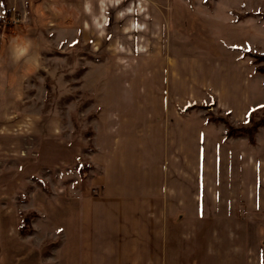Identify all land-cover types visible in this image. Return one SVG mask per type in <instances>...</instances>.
Instances as JSON below:
<instances>
[{"label":"rangeland","instance_id":"rangeland-1","mask_svg":"<svg viewBox=\"0 0 264 264\" xmlns=\"http://www.w3.org/2000/svg\"><path fill=\"white\" fill-rule=\"evenodd\" d=\"M262 15L264 0H0V264H83L79 207L103 172L91 162L154 161L148 116L166 79L163 95L214 126L205 136L221 147L227 186L241 184L224 224L253 215L264 128L251 144L226 137L218 119L246 129L248 111L264 106V75L242 54L264 53Z\"/></svg>","mask_w":264,"mask_h":264},{"label":"crops","instance_id":"crops-1","mask_svg":"<svg viewBox=\"0 0 264 264\" xmlns=\"http://www.w3.org/2000/svg\"><path fill=\"white\" fill-rule=\"evenodd\" d=\"M157 69L165 73L164 67ZM166 80L153 93L154 113L148 116L154 146L147 149L156 153L154 161L134 155L127 160L122 154L118 168L91 162L103 172L96 195L79 207L84 212L83 264H264V193L257 179L246 195L253 215L242 222V215L234 213L233 225H225L221 215L231 202L228 191L237 189L241 196V184L234 176L238 187L227 186L221 147L205 136L214 126L186 111L187 105L180 111L176 97L163 95ZM131 135H137L135 129ZM211 151L216 171L210 191ZM111 172L113 184L108 183ZM212 227L224 234L211 235Z\"/></svg>","mask_w":264,"mask_h":264},{"label":"trees","instance_id":"trees-1","mask_svg":"<svg viewBox=\"0 0 264 264\" xmlns=\"http://www.w3.org/2000/svg\"><path fill=\"white\" fill-rule=\"evenodd\" d=\"M264 19V15H262ZM243 56L251 59L252 64L255 66L254 72L264 75V53H256L250 51H243ZM264 110V106L250 109L246 114V121L249 125L246 129H234L231 126L227 125L223 119H218V121L223 122L226 126V137H247L251 144H254V136L260 128H264V116L257 119V113ZM80 174L84 176L83 169L80 168ZM25 223H29L28 219L24 220ZM21 234L26 236L28 233L25 232L24 229H21Z\"/></svg>","mask_w":264,"mask_h":264}]
</instances>
